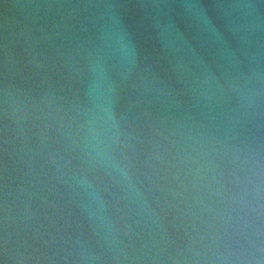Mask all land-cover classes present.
I'll return each mask as SVG.
<instances>
[{"label":"water","instance_id":"1","mask_svg":"<svg viewBox=\"0 0 264 264\" xmlns=\"http://www.w3.org/2000/svg\"><path fill=\"white\" fill-rule=\"evenodd\" d=\"M0 264H264V0H0Z\"/></svg>","mask_w":264,"mask_h":264},{"label":"clouds","instance_id":"2","mask_svg":"<svg viewBox=\"0 0 264 264\" xmlns=\"http://www.w3.org/2000/svg\"><path fill=\"white\" fill-rule=\"evenodd\" d=\"M119 171L121 172L122 175L127 176V173L126 171H124V169H119Z\"/></svg>","mask_w":264,"mask_h":264}]
</instances>
